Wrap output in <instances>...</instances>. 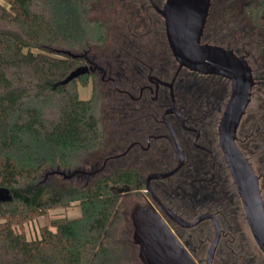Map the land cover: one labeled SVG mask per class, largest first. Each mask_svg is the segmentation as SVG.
Masks as SVG:
<instances>
[{"label":"trees","instance_id":"trees-1","mask_svg":"<svg viewBox=\"0 0 264 264\" xmlns=\"http://www.w3.org/2000/svg\"><path fill=\"white\" fill-rule=\"evenodd\" d=\"M2 1L0 192L6 199L0 200V264H129L117 240L122 203L111 187L143 189L138 173L118 171L82 189L58 185L52 179L43 182L42 177L48 170H77L106 146L103 94L94 88L89 99L79 98L76 84L86 86L87 75L60 85L83 61L53 53L105 46L108 25L92 17L97 0ZM219 1L212 0L213 19L217 20ZM237 1L223 0L222 30L211 41L243 56L248 64L250 59L258 61L252 76L255 84L264 87V0H240L238 15L233 11ZM232 18L244 23L228 28L226 21ZM238 131L241 150L256 158L264 198V106L252 116L246 112ZM253 135L257 140L250 141ZM71 204L78 206L80 216L53 222L55 231L44 228L39 239L28 241L14 230L51 209ZM225 215L226 239L217 248L213 264H255V255L246 253L235 215L231 209ZM236 237L244 246L238 251L231 248L237 245Z\"/></svg>","mask_w":264,"mask_h":264},{"label":"flooded vegetation","instance_id":"flooded-vegetation-1","mask_svg":"<svg viewBox=\"0 0 264 264\" xmlns=\"http://www.w3.org/2000/svg\"><path fill=\"white\" fill-rule=\"evenodd\" d=\"M166 1H124L122 10L129 14V28L120 36L116 48L104 61L82 58L88 81L99 78L112 119L119 126L112 151H106V140L105 148L86 164L91 165L92 171L82 174L97 176L98 180L118 171H136L145 189L143 196L148 199L144 206L135 209L133 216L141 258L146 264H154L153 248L163 238L162 257L158 253L162 264H199L205 244L215 236L213 220L182 227L170 219L161 205L189 224L201 215L214 216L220 229L214 261L217 248L226 239L225 212L231 209L238 222L239 212L243 211L234 185V193L228 185L217 132L229 99L230 83L219 76L179 67L167 43L164 20L156 10H161ZM219 3L222 6L221 11L217 7V20L213 19L215 9L210 2L200 44L213 45L210 39L222 30L220 23L226 6L223 0ZM124 187L129 186H121ZM130 193H142V189L130 188L127 194H114L122 199ZM150 216L171 230L187 249V256L174 247L169 235L162 231L159 235V226L153 225Z\"/></svg>","mask_w":264,"mask_h":264},{"label":"water","instance_id":"water-1","mask_svg":"<svg viewBox=\"0 0 264 264\" xmlns=\"http://www.w3.org/2000/svg\"><path fill=\"white\" fill-rule=\"evenodd\" d=\"M210 2L211 0H167L161 10L155 8L164 20L167 43L179 67L187 68L202 75L219 76L230 83L229 99L218 124V141L227 170L241 201L247 227L254 243L260 252L264 254V198L261 195L259 177L255 174L251 163L236 143L239 125L251 102L254 86L252 70L243 56H238L233 51L221 46L200 44ZM54 54L73 59L80 58V56H73L64 51H57ZM87 73V67H78L71 71L60 82V85H67ZM78 173L82 172L74 171L67 178H72ZM153 177L161 178L164 176ZM111 191L117 194H127L130 192V188H112ZM151 196L157 201L152 193ZM4 199L6 198L0 192V200ZM161 208L171 220L186 228H191L207 219L213 220L215 236L208 247L205 260V264H212L220 237V229L214 216L201 215L189 224L172 215L162 205ZM150 218H153L151 221L155 227L159 226V235L161 236V233L165 232L166 235L170 236L174 247L181 254L187 256V249L173 235L171 230L167 229L166 226L164 228L156 217L150 216ZM163 241V238L159 239L158 247L153 248L154 264H162L158 253L161 255L164 251L162 245L165 242Z\"/></svg>","mask_w":264,"mask_h":264},{"label":"rangeland","instance_id":"rangeland-1","mask_svg":"<svg viewBox=\"0 0 264 264\" xmlns=\"http://www.w3.org/2000/svg\"><path fill=\"white\" fill-rule=\"evenodd\" d=\"M124 1H128V0H97V3L93 6L92 17L98 20H101L107 23L108 25L109 39L104 47L99 48V49L94 48L86 52H78V53L69 52V53L73 56H80V59L86 56L91 59L95 58V60H98V61L100 60L104 61V59H106L112 53L113 49L116 48L117 42L120 39V36H122L129 28L127 26L128 22H126V19H127L126 14L128 13L122 10V5ZM0 3L3 4V1L0 0ZM235 3L236 4L233 7L234 9L233 11L235 14H237L240 11V7L243 2L238 0ZM236 21L233 18L229 19L226 21L228 23V24L226 23V26L228 28H237L238 25L244 23V22L242 23V20H239L240 21L239 23H237ZM215 38L213 37V39ZM243 42H245L244 39H243ZM57 51H60V50H53V53ZM254 60L255 59H250L249 66L252 70V73L253 71L254 73H257V68L260 63ZM94 80L95 82H93V80L91 82L88 81V84H86V86H82L81 83L76 84L78 96L80 99L82 100L89 99L92 95L94 88H98L99 91L102 93L103 89L100 87L99 78H96ZM260 106H264V87H262L258 83L255 84L254 82V86H253L252 94H251V102L246 110V112H248V116H252L257 111L258 107ZM101 109H102V126H103V130L106 136L107 145H108L107 146L108 149H106V151L108 150L112 151V148L114 147V143L117 141L118 134L116 132V129L119 126L117 122H115V119H112V113L110 110V106L106 98H104V96H103ZM244 118H245V115L242 119ZM238 132H237V137H238ZM251 139L257 140V137L253 135L252 138H249L250 141H252ZM240 145L241 144L240 143L238 144L237 142V146L241 150ZM244 147L246 148L247 153L250 152V149L248 148L249 146H247V141L244 143ZM249 155H245V156L251 163V166L255 174L259 176L260 173H259V168L256 163V158L253 156L251 157ZM99 166L100 164L96 166V168L94 169H97ZM91 169H93L91 165L90 166L84 165L83 167H80L79 169L73 170V171H65L61 169L48 170L42 175L43 182H47V180L52 179V182L58 185H65V186L67 185V186H72L75 188L82 189L90 185L93 181H95L97 176L89 177V176L83 175L82 173H78L69 179L67 178V176H69L74 171L91 172L92 171ZM226 178L228 181V185L230 187V191L234 193V188L232 186L233 182H232L231 176L228 171L226 173ZM261 181L262 180L259 178L260 188H261ZM116 187L121 188L120 185ZM143 190L145 189L144 188L142 189V193H130L129 195L124 196L122 197V199H120L122 203L121 205L122 222L120 223L118 227L117 240L123 246L124 257L129 264H146L144 260L141 258L140 252H139L140 248L138 244H136L135 242V236H134L135 226L133 224V216H134L135 209L138 206L139 207L144 206L145 202H147L148 200L146 197L143 196L144 195ZM79 216H80V210L76 204H71L69 207H57V208L49 210L47 214L43 217H35L30 221H26L20 225L15 226L14 230L17 233L24 235V237L28 241L36 240L40 238L41 230L44 228H48L51 231H55V228L52 227L53 222L61 220V219H76ZM237 219H238V226L240 227L244 235L243 239H244L245 249L247 250L246 253H249V255H253V256L255 255L256 261H258V262H255V264H264V259H258L264 256V254L260 253V250L258 249V247L256 246V244L254 243L252 239V236L247 227L245 219L243 218L242 209L239 212ZM213 234L214 233H212V237H213ZM239 238L240 237H236V240L234 241V243H237V245L231 246L232 249L233 248L237 249V251H238L239 246H243ZM211 239L212 238H210L209 241L204 246L203 254L200 255L199 264H205L206 252L209 247ZM235 253L238 254L237 252ZM236 257L237 256L235 255L234 258ZM248 259L249 258L246 257L245 260H248Z\"/></svg>","mask_w":264,"mask_h":264}]
</instances>
